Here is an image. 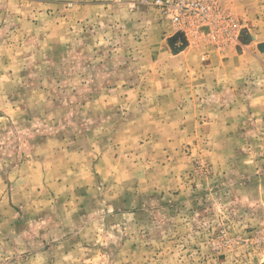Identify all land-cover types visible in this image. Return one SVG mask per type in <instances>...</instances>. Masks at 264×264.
<instances>
[{
    "label": "rangeland",
    "instance_id": "1",
    "mask_svg": "<svg viewBox=\"0 0 264 264\" xmlns=\"http://www.w3.org/2000/svg\"><path fill=\"white\" fill-rule=\"evenodd\" d=\"M163 1L0 0V264H264V0Z\"/></svg>",
    "mask_w": 264,
    "mask_h": 264
},
{
    "label": "built area",
    "instance_id": "2",
    "mask_svg": "<svg viewBox=\"0 0 264 264\" xmlns=\"http://www.w3.org/2000/svg\"><path fill=\"white\" fill-rule=\"evenodd\" d=\"M162 5L172 23L178 27H185L190 33H196V26H200L201 29L208 27L206 24L216 26L218 19L221 18L212 0H164Z\"/></svg>",
    "mask_w": 264,
    "mask_h": 264
},
{
    "label": "crops",
    "instance_id": "3",
    "mask_svg": "<svg viewBox=\"0 0 264 264\" xmlns=\"http://www.w3.org/2000/svg\"><path fill=\"white\" fill-rule=\"evenodd\" d=\"M191 44L190 45H186V47L183 49L182 52H179L178 54H176V56H173L174 60H179V59H183L185 55H190L191 53ZM202 53V52H201ZM195 54V53H194ZM199 55V53H197ZM187 56V57H188ZM207 58L211 59L210 62V69H209V73L212 77V79L214 80L215 77L217 76H225L226 73L228 74V70L231 69L230 67V63H234V61H237L239 58L234 56L233 54L230 53H226V54H208L205 55ZM221 60V65L218 64V62H214V60L217 58ZM236 58V59H235Z\"/></svg>",
    "mask_w": 264,
    "mask_h": 264
},
{
    "label": "water",
    "instance_id": "4",
    "mask_svg": "<svg viewBox=\"0 0 264 264\" xmlns=\"http://www.w3.org/2000/svg\"><path fill=\"white\" fill-rule=\"evenodd\" d=\"M250 38H252V36H250ZM169 45H170L171 50L174 54L179 53L187 45L186 34L183 32L176 34L175 36H173L172 38L169 39ZM259 48L261 51H264V43H260Z\"/></svg>",
    "mask_w": 264,
    "mask_h": 264
}]
</instances>
